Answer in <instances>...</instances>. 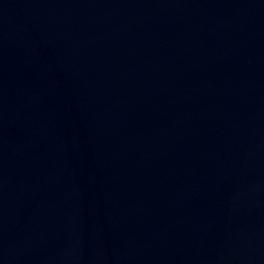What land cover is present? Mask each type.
Returning <instances> with one entry per match:
<instances>
[{
    "label": "water",
    "instance_id": "95a60500",
    "mask_svg": "<svg viewBox=\"0 0 264 264\" xmlns=\"http://www.w3.org/2000/svg\"><path fill=\"white\" fill-rule=\"evenodd\" d=\"M0 264H264V0H0Z\"/></svg>",
    "mask_w": 264,
    "mask_h": 264
}]
</instances>
